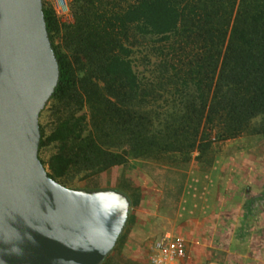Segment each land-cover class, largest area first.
I'll return each mask as SVG.
<instances>
[{
  "label": "trees",
  "instance_id": "obj_1",
  "mask_svg": "<svg viewBox=\"0 0 264 264\" xmlns=\"http://www.w3.org/2000/svg\"><path fill=\"white\" fill-rule=\"evenodd\" d=\"M104 1L67 0L68 9H73L74 21L64 29L65 47L76 57L82 56L88 69L77 81L67 55L53 44L56 20L41 1L45 30L58 65V81L48 101L75 97L80 108L88 106L90 114L91 130L85 136H81L82 127L79 126L83 116L73 122L58 117L55 128L46 137L39 127L38 150L52 143L58 144L56 153L48 160L46 171L54 181L69 168L96 173L125 164L122 156L108 151L114 143L131 145L136 151L133 157H138L143 155L146 147L167 151H181L182 147H188L183 153L186 154L194 149L202 150L209 142V132L206 133L203 125L199 130L202 119L209 121L211 114L205 111L203 94L199 93L201 89L197 88L198 94L190 96V138H186L190 140L187 146L177 139L178 136L172 141L163 138L161 132H151L147 136V124H143L141 116L127 107L130 97L135 94L137 82L127 59L130 51L120 38L132 29L138 36L167 39L177 32L179 20L185 19L183 11L174 0H135L118 11L105 8ZM197 1L201 2L203 17L208 21L218 17L219 12L214 6L217 0ZM206 2L210 3L209 6H205ZM242 4L243 7L233 16L219 69L220 85L215 96L219 106L222 101L226 103L220 115L223 113L229 121L222 131L216 132L217 138L233 135L258 115L263 117L258 134L264 138V0H245ZM230 5H234L233 0ZM189 12L192 13L193 8ZM224 34L218 29L208 38L219 35L222 39ZM202 67L199 64L197 71L190 70V80L192 72L201 76ZM201 82L200 78L194 84L199 87ZM195 101L200 104L194 105ZM166 128L171 131L170 125ZM248 207L246 204L247 214L250 213Z\"/></svg>",
  "mask_w": 264,
  "mask_h": 264
},
{
  "label": "water",
  "instance_id": "obj_2",
  "mask_svg": "<svg viewBox=\"0 0 264 264\" xmlns=\"http://www.w3.org/2000/svg\"><path fill=\"white\" fill-rule=\"evenodd\" d=\"M57 81L41 0H0V264H100L127 220L124 194L47 176L38 116Z\"/></svg>",
  "mask_w": 264,
  "mask_h": 264
},
{
  "label": "rangeland",
  "instance_id": "obj_3",
  "mask_svg": "<svg viewBox=\"0 0 264 264\" xmlns=\"http://www.w3.org/2000/svg\"><path fill=\"white\" fill-rule=\"evenodd\" d=\"M41 1L45 2L46 7L53 13L49 0ZM134 1L105 0L102 5L109 10L118 11ZM174 1L183 11L185 19L179 20L177 32L170 34L167 39L138 36L132 29L128 30L125 37L120 38L123 46L130 51L127 59L130 61L137 82V89L135 94L130 97L127 107L132 113L141 116L143 124H147L149 131L147 136L151 132L153 134L161 132L164 135L163 138L168 137L171 141L178 136L177 139L187 146L190 140L186 139L190 138V109H188L190 96L198 94L197 88L201 89L199 93L203 94L205 111L208 110L211 114L209 121L202 119L199 130L203 125L206 133L209 132V142L202 150L194 149L186 154L183 153L188 147H182L181 151L146 147L143 155L138 157H133L136 151L131 145L125 142L114 143L108 151L122 156L126 163L144 162L155 166L183 167L188 166L191 162L208 161V158L217 152V146L220 144L228 142L232 143L231 146L252 148L262 140L258 134L263 118L261 115L249 120L231 136L216 137V132L222 131L229 121L223 113L222 116L220 115L221 109L226 103L222 101L219 106L218 97L215 96L220 85L218 77H220L219 69L222 67V54L226 49L235 11L243 7L242 1L245 0H233L234 5H230L231 0H217V5L214 6L219 15L215 18L212 17L210 21L203 17L201 2L197 0ZM209 4L206 2L205 6H209ZM184 7L186 8L184 9ZM190 8H193L192 13L189 12ZM53 16L57 24L56 30L53 32V44L67 55L77 81L86 74L88 69L82 56L76 57L71 49L68 50L65 47L64 29L74 21L73 9L69 10L67 17H57L54 13ZM218 29L225 33L222 39L219 35L216 38H208L209 34ZM66 46L68 47V45ZM199 64L203 66L200 70L201 76H196L192 72L190 80V70L197 71ZM200 78L202 82L197 87L194 82ZM199 104L198 101L194 102V105ZM80 116H83L79 122V126L82 127L81 136H85L91 130L87 105L80 108L75 97L61 101H48L38 117V125L42 129L43 136L46 137L55 128L58 117L68 118L69 122H73ZM168 125L171 126V131L166 128ZM57 149L58 144L52 143L38 150V158L43 162L46 171L48 160L56 153ZM102 172L104 171L88 173L69 168L56 181L67 188L90 190L96 184L95 178Z\"/></svg>",
  "mask_w": 264,
  "mask_h": 264
},
{
  "label": "crops",
  "instance_id": "obj_4",
  "mask_svg": "<svg viewBox=\"0 0 264 264\" xmlns=\"http://www.w3.org/2000/svg\"><path fill=\"white\" fill-rule=\"evenodd\" d=\"M231 144L188 166L130 162L100 173L93 190H115L129 202L100 264H146L149 243L163 234L184 240L178 264H264V138L252 148Z\"/></svg>",
  "mask_w": 264,
  "mask_h": 264
},
{
  "label": "built area",
  "instance_id": "obj_5",
  "mask_svg": "<svg viewBox=\"0 0 264 264\" xmlns=\"http://www.w3.org/2000/svg\"><path fill=\"white\" fill-rule=\"evenodd\" d=\"M57 17H67V0H49ZM185 242L180 237L163 234L152 239L148 246L146 264H178L185 256ZM210 264V263H209Z\"/></svg>",
  "mask_w": 264,
  "mask_h": 264
}]
</instances>
